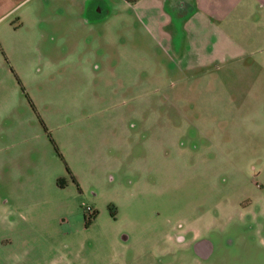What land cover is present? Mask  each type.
<instances>
[{"label":"rangeland","instance_id":"374dc122","mask_svg":"<svg viewBox=\"0 0 264 264\" xmlns=\"http://www.w3.org/2000/svg\"><path fill=\"white\" fill-rule=\"evenodd\" d=\"M175 1L110 0L48 61L0 51V264H264L263 0Z\"/></svg>","mask_w":264,"mask_h":264},{"label":"crops","instance_id":"0c3cea01","mask_svg":"<svg viewBox=\"0 0 264 264\" xmlns=\"http://www.w3.org/2000/svg\"><path fill=\"white\" fill-rule=\"evenodd\" d=\"M107 2L110 0H0V51L5 57L12 58L14 54H18L22 59L27 55V48H33L40 55L38 61L43 60L38 48L46 42L49 31L67 32L77 25L76 22L81 20L86 12L92 17L100 15ZM185 4L188 6V12L184 16L188 17L189 11L192 13L191 18H187L189 22L192 17L199 15L195 8L197 0H186L183 6ZM235 4L238 6V2ZM215 5L209 2L208 8H214V14L220 15ZM259 6L264 12V0ZM179 7V0H176L175 6L172 4L174 17H177ZM66 39L64 33L58 41L63 42ZM54 40L53 37L52 41ZM77 51L76 60L71 62L73 64L79 63ZM71 55L73 54L68 53L67 56ZM44 61H48L47 58H44ZM28 69L29 67L26 70Z\"/></svg>","mask_w":264,"mask_h":264},{"label":"flooded vegetation","instance_id":"af4514ba","mask_svg":"<svg viewBox=\"0 0 264 264\" xmlns=\"http://www.w3.org/2000/svg\"><path fill=\"white\" fill-rule=\"evenodd\" d=\"M158 107H160V106H157V108ZM201 133L202 132L199 131L200 135H202ZM136 135L137 134H135L134 137H136ZM138 136H137L138 143H140V144H145L146 143V145H147L145 147L144 154L139 157V161L141 163H147L148 161H151V155L150 154L152 153V150L155 149L153 145L159 144L160 142L159 141L158 142L155 141V142H152V143L151 142H147L148 139H146V136L144 134H141V135H138ZM147 155H149L148 158H146ZM67 173L70 174L69 170H67ZM71 179H72L73 183L76 184V187L80 188L79 185L75 182V179H73V178H71ZM57 185H58V187H60V185L58 183H57ZM87 212L90 214V217L88 219H86V227L90 224L91 217L94 218L95 217V213H96L95 211H93L90 208L87 209ZM185 228L183 227V224L179 223L178 226L172 230V233L170 232V234L169 233L167 234V237H166L165 240L169 241L170 243L174 242V244L176 243L178 245H183L187 249L191 248L194 251L195 255L197 257H199L200 259L209 258L212 255V252H213L212 244L208 240H205L204 238H202L201 233L199 234L198 232L191 231L190 230V226L188 228H186V229ZM188 239H189V242H187Z\"/></svg>","mask_w":264,"mask_h":264},{"label":"trees","instance_id":"16d2710c","mask_svg":"<svg viewBox=\"0 0 264 264\" xmlns=\"http://www.w3.org/2000/svg\"><path fill=\"white\" fill-rule=\"evenodd\" d=\"M124 2L128 3V4H134L136 3L138 0H123ZM57 183L60 185V180H57ZM96 215V213H95Z\"/></svg>","mask_w":264,"mask_h":264}]
</instances>
